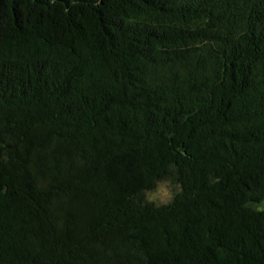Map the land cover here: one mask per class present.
Listing matches in <instances>:
<instances>
[{"label":"trees","instance_id":"1","mask_svg":"<svg viewBox=\"0 0 264 264\" xmlns=\"http://www.w3.org/2000/svg\"><path fill=\"white\" fill-rule=\"evenodd\" d=\"M263 202L264 0H0V264H264Z\"/></svg>","mask_w":264,"mask_h":264},{"label":"clouds","instance_id":"2","mask_svg":"<svg viewBox=\"0 0 264 264\" xmlns=\"http://www.w3.org/2000/svg\"><path fill=\"white\" fill-rule=\"evenodd\" d=\"M181 192L179 183L170 178H161L154 181V186L142 193L143 203L155 208H163L171 205Z\"/></svg>","mask_w":264,"mask_h":264},{"label":"rangeland","instance_id":"3","mask_svg":"<svg viewBox=\"0 0 264 264\" xmlns=\"http://www.w3.org/2000/svg\"><path fill=\"white\" fill-rule=\"evenodd\" d=\"M257 209L263 211L264 210V202L257 205Z\"/></svg>","mask_w":264,"mask_h":264}]
</instances>
